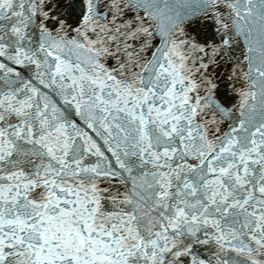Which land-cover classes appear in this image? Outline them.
Segmentation results:
<instances>
[{"label": "snow or ice", "instance_id": "1", "mask_svg": "<svg viewBox=\"0 0 264 264\" xmlns=\"http://www.w3.org/2000/svg\"><path fill=\"white\" fill-rule=\"evenodd\" d=\"M0 264H264V0H0Z\"/></svg>", "mask_w": 264, "mask_h": 264}]
</instances>
